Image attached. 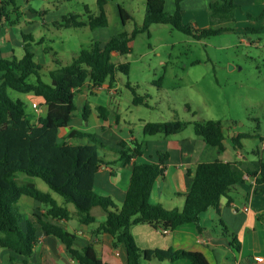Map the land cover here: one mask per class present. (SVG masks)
I'll use <instances>...</instances> for the list:
<instances>
[{
    "label": "trees",
    "instance_id": "obj_1",
    "mask_svg": "<svg viewBox=\"0 0 264 264\" xmlns=\"http://www.w3.org/2000/svg\"><path fill=\"white\" fill-rule=\"evenodd\" d=\"M106 1L97 0L98 14L91 13L85 6V22L79 21L78 15L69 14L55 27H88L91 30L107 28L109 21L105 12ZM182 1L175 0V11L168 13L165 11L166 0H145L141 25H136L130 33L122 32L110 37L104 44L91 43L68 65L63 66L56 60L58 68L48 74L50 84L43 82L39 76L43 67L33 60L34 53L30 46L34 40L30 35L22 34V58L14 56L9 60L0 59V248L17 256L31 257L38 243L39 228L46 236L54 237L65 245L70 258L78 264H108L97 256L92 245L81 249L75 247V235L53 222L70 218L66 206H60L51 194L39 190L33 184L20 183L16 176L21 173L29 178L40 179L65 204H72L81 225L93 224L95 218L91 210L96 207L102 209L106 218L94 232L109 234L115 248L124 245L127 264H141V259L159 262L188 260L190 264H210L199 252L142 250L135 243L130 229L144 224L169 231L187 224H195L200 229L201 214L209 209L218 211L220 199L228 198L235 186L244 183L245 176L256 178L258 185L264 183V163L261 160L254 162V170H242L235 163L220 160L198 164L193 172L191 188L184 195L183 208L167 210L160 204L149 202L154 183L164 175L169 159L167 152H159L158 163L132 165L124 202L118 207L111 198L97 195L93 190L96 173L103 163L99 150L116 153L122 166L126 167L132 159L143 155L147 142L135 139L129 143L120 141L116 147H107L94 134L74 129L67 136H61V131L68 128L74 119L77 110L76 94L84 87L101 88L107 82L111 88L118 71L127 75L129 64L116 66L112 62V55L130 54L133 40L141 33H149L151 26L169 25L195 40L235 31V15L240 8L236 0H211L208 7L209 26L197 29L191 23H183ZM118 12L123 24L131 18L121 6H118ZM11 14L17 17L12 22ZM19 17L17 0H0V25L6 22L13 25ZM248 18L252 17L248 15ZM31 76L36 77L35 84L27 82ZM127 87L133 94V105L148 106L147 95L139 96L131 85L127 84ZM8 89L21 94L31 93L43 99L46 112L37 124L31 123L24 103L13 100L8 95ZM91 111L88 105L83 106L81 117L84 122L88 121ZM96 111L98 117L106 121L109 114L107 109L99 106ZM186 126L180 120L147 124L143 134L168 137L182 132ZM193 130L207 148L216 149L218 154L224 153L226 136L221 121L194 123ZM256 136L263 140L259 134H242L231 138L232 145L240 149L242 140ZM72 138L88 140L90 143L69 144L68 140ZM259 169L261 172L257 177ZM23 196L33 198L45 210L43 214L34 213L32 220H27L25 224L18 205ZM233 241L236 246V237H233Z\"/></svg>",
    "mask_w": 264,
    "mask_h": 264
},
{
    "label": "rangeland",
    "instance_id": "obj_2",
    "mask_svg": "<svg viewBox=\"0 0 264 264\" xmlns=\"http://www.w3.org/2000/svg\"><path fill=\"white\" fill-rule=\"evenodd\" d=\"M17 1L22 6L25 5L24 0ZM46 1L48 5L45 6L51 13L32 16L38 27L30 31L35 40L30 49L34 53V62L43 67L39 76L47 84L51 82L49 72L58 68L56 60L63 66L68 65L91 43L104 44L114 35L130 33L136 25L142 24L144 18L145 0H107V28L57 29L55 25L60 19L55 15L56 10H65L66 16L78 15V20L85 22L87 16L84 7L87 6L91 13L98 14L97 0ZM28 5L39 11L43 9V0H33ZM117 6H121L131 15L125 24L121 21ZM186 22L187 18L183 17V23ZM23 24L24 22L19 26V31L24 33L29 29ZM7 35L10 41L7 40L9 37L6 34H0L12 46L13 56L22 58L24 50L21 48L20 36L18 41L12 42L11 35ZM247 38H252L250 44H247ZM41 39L43 42L39 43ZM5 41H0L3 49L7 45ZM255 42L258 44L255 45ZM131 45L130 54L112 56V62L116 66L129 64L127 75L118 71L111 88L107 82L101 88L84 87L83 90L89 93L88 100L92 107L96 104L115 105L113 111L121 116L120 131L123 137L131 133L137 141L148 142L158 136H145V125L175 120L183 121L187 126L178 136L171 137L172 140L186 137L199 139L194 134L193 125L208 120L221 121L223 124L229 121L238 132L264 137V36L258 39L257 36H246L233 31L195 40L169 25L158 24L151 26L149 33L139 34ZM0 59L9 60V57L3 56ZM35 80L36 77L31 76L27 81ZM127 84L131 85L139 96H148V106L132 104L133 94ZM108 91L116 93L110 95ZM7 92L8 95L12 93ZM18 95L26 105V113L33 117L29 98L35 97L32 94ZM82 101L80 93L76 94L75 102L79 111L82 110ZM95 130L93 128L92 133L106 146L114 145L102 137L99 130ZM241 142L245 155L251 160H255L258 155L256 152H262V149L264 158V147L258 136ZM229 143L230 140H227V146L230 147ZM228 152L232 155V148H228ZM101 153L99 150V155ZM31 180L36 188L49 192L48 186L40 179ZM18 181L23 182L21 178H18ZM54 197L60 203L62 198L58 195ZM69 209L75 211L72 204H69ZM2 251L0 248V256Z\"/></svg>",
    "mask_w": 264,
    "mask_h": 264
},
{
    "label": "crops",
    "instance_id": "obj_3",
    "mask_svg": "<svg viewBox=\"0 0 264 264\" xmlns=\"http://www.w3.org/2000/svg\"><path fill=\"white\" fill-rule=\"evenodd\" d=\"M31 1L33 0H24L25 5L23 6L17 1L20 12V17L17 22L13 25H8L9 23L7 22L0 25V32L4 35L6 34L7 37H9L7 34H10L12 42L18 41L17 38L20 36L19 40L22 41L21 48L23 50L24 43L22 34L31 36L30 31L38 27V24L33 22L32 16L36 14L42 16L51 13L50 9L45 6L48 5L46 0H43V9L39 11L34 10L28 5ZM210 1L183 0L181 2V9L183 11V17L187 18L186 23H191L196 29L208 27V7ZM235 3L240 7L235 15V31L237 33H243L246 36H257L258 39H261L264 36V0H236ZM175 8V0H166V12L173 13ZM55 15L61 21L66 16L65 10H56ZM248 15L253 20L252 18L249 19ZM16 18V14H11L10 22ZM23 22L26 24V28L29 29L24 33L19 31V26ZM1 40L5 41V37L0 36ZM7 40L10 41V37ZM247 40V44H250L249 42L252 41V38H247ZM8 41H5L7 43L5 49L0 45V57L4 56L10 59V57H14V54L12 46L9 45ZM41 42H43V39L39 41V43ZM256 44L258 42H255ZM114 55L116 54L114 53L112 56ZM36 80L35 82H27L35 84ZM83 90L84 88L77 94L80 93V100H83L82 109L86 104L92 110L88 121H83L81 117L82 110L79 111L77 106L74 119L70 126L61 131L62 137L67 136L72 129L95 135V133H92L93 128H95L101 132L102 137L114 144H110L111 146L107 147H116L120 141L129 143L135 140V137L131 133L125 137L121 135V116L113 111V108H116L115 105L109 104L108 106H103L109 113L106 121H104L98 117L96 111L97 107L102 105L96 104L92 107L88 100L89 93L87 91L83 92ZM8 91L12 92L9 96L13 100L24 103L18 94L22 96H25V94L11 89H8ZM34 97L35 99L29 98L32 105L33 117L26 114L32 124H37L39 118L45 114L46 106L42 98ZM34 106L38 107L39 112L34 110ZM84 123L87 124L84 125ZM223 131L226 139L224 141L225 151L222 154H218L214 148H207L205 142L200 137H198L199 139L191 137L182 138L181 140L170 139L171 137L178 136L182 132L168 137L155 135L158 137L147 142V148L143 155L132 159L131 163L126 167L122 166L116 153L101 150L102 153L100 156L103 163L99 166L96 173L93 190L97 195L111 198L118 207H121L129 186L132 165L158 163V153L167 152L169 159L166 163L164 175L155 181L149 202L151 204H160L167 210L175 208L181 210L184 205V195L191 188L193 172L198 164L220 160L222 162L235 163L242 170H254V162L258 159L264 163L262 156L263 149L262 152L258 150V155L255 160H251L245 155L242 142L240 149L233 147L231 138L242 135L243 133L238 132L231 122L227 121L223 124ZM227 140L231 142L229 143L230 147L227 146ZM68 143L89 144L90 142L88 140L72 138L68 140ZM261 144L264 147V137ZM228 148H232V155L228 152ZM221 155L222 157H220ZM260 172L261 170L259 169L257 177L260 175ZM16 177L17 180L21 178L23 182L20 183L33 184L32 178L24 174L19 173ZM45 193L51 194L60 206H66L68 209L70 214L68 220H55L53 222L75 235L74 245L76 248L81 249L87 245H92L97 256L102 261L108 264H127V251L124 245H119L115 248L113 247V238L109 234H96L94 232L97 226L106 218V214L102 209L96 207L91 210L95 222L91 226L89 225L90 227H87L78 222L76 209L75 211L69 209V204H65L63 199L59 203L54 197L57 195L52 191L49 190V192ZM19 203L20 205H18L23 215L24 224L27 220H32L34 213H45L44 208L29 196H23ZM199 227L200 229L195 224H187L165 234L160 228L144 224L131 227L130 232L135 243L142 250L164 251L172 249L174 251L186 250L199 252L205 256L210 264H255L256 257H264V183L258 185L256 184V178L245 176L244 183L235 186L229 192L228 198L223 197L220 199L218 211L209 209L201 214ZM37 236L38 243L31 257L17 256L11 251L3 249L0 256V264H78L70 258L65 245L60 243L59 240L51 236H46L39 228ZM233 237H236V246L234 245ZM141 264H190V262L188 260H178L175 262L166 260L159 262L154 259H141Z\"/></svg>",
    "mask_w": 264,
    "mask_h": 264
},
{
    "label": "built area",
    "instance_id": "obj_4",
    "mask_svg": "<svg viewBox=\"0 0 264 264\" xmlns=\"http://www.w3.org/2000/svg\"><path fill=\"white\" fill-rule=\"evenodd\" d=\"M108 92L110 95H114L116 93L115 91H108ZM33 108L36 112H39L38 107L34 106ZM168 232H169V230H163V233H165V234ZM255 264H264V257H256L255 258Z\"/></svg>",
    "mask_w": 264,
    "mask_h": 264
}]
</instances>
